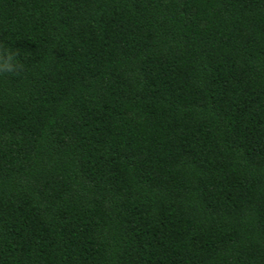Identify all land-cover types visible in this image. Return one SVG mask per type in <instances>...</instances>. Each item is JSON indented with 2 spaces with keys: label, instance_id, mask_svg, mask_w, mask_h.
Returning <instances> with one entry per match:
<instances>
[{
  "label": "trees",
  "instance_id": "trees-1",
  "mask_svg": "<svg viewBox=\"0 0 264 264\" xmlns=\"http://www.w3.org/2000/svg\"><path fill=\"white\" fill-rule=\"evenodd\" d=\"M0 264H264V0H0Z\"/></svg>",
  "mask_w": 264,
  "mask_h": 264
},
{
  "label": "clouds",
  "instance_id": "clouds-1",
  "mask_svg": "<svg viewBox=\"0 0 264 264\" xmlns=\"http://www.w3.org/2000/svg\"><path fill=\"white\" fill-rule=\"evenodd\" d=\"M15 55V53H12L0 46V75L22 70V66L18 67V65L14 63Z\"/></svg>",
  "mask_w": 264,
  "mask_h": 264
}]
</instances>
